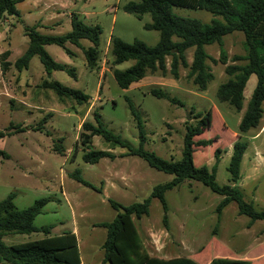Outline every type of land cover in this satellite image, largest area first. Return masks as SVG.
Returning a JSON list of instances; mask_svg holds the SVG:
<instances>
[{"label": "rangeland", "instance_id": "1", "mask_svg": "<svg viewBox=\"0 0 264 264\" xmlns=\"http://www.w3.org/2000/svg\"><path fill=\"white\" fill-rule=\"evenodd\" d=\"M129 1L79 0L64 8L58 17L47 21L52 29L40 30L52 35L67 33L71 30L72 13L87 25L101 27L98 69L87 67L81 47L67 43L73 56L55 44L45 47L57 62L74 67L76 78L65 70H54L47 75L38 56L31 58L26 69L18 70L14 66L15 60L27 48L24 27L34 25L49 15L55 16L60 12L57 5L49 7L42 4L34 9L33 0H22L16 4L19 16L4 15L0 18V131L4 132L0 137V150L8 154L7 157L0 155V200L13 193L15 206L22 209L37 199L48 198L34 219L35 226L50 225L48 236L73 231L81 260L86 264H98L104 256L102 244L107 230L98 224L111 222L124 211V207L143 202L156 185L171 181L174 175L151 167L139 156L128 155L127 147L118 144L112 147L111 142L99 135L93 136L87 147L108 150L114 156L102 158L96 163L86 162L82 158L84 147L80 136L88 134V131L81 128L82 122L96 125L95 113L98 112L105 128L119 136L128 147H140L137 123L127 101L129 98L143 122L146 136L143 149L163 159L179 161L187 122H196L197 113L210 110L211 127L194 139H212L213 142L205 147H194L193 163L196 167L205 165L211 169L217 162L216 182L230 184L228 166L232 146L257 81L256 75L252 74L244 89L240 111L217 99L219 85L228 78L226 64L234 63V55L244 54V35L235 31L223 37L226 64L219 59L218 44L205 46L211 57L206 63L213 73V79L205 90H199L187 77L188 67L180 66L179 76L174 78L169 73L171 56L166 58V74L148 72L140 81L122 89L113 76V69L124 70L134 61L113 64L110 38L119 37L125 42L139 39L149 46L157 44L160 39L157 30L144 27L151 22L149 13L139 18L123 10V5ZM42 7L46 9L44 12L39 11ZM172 11L178 16L195 18L204 23L215 17L206 10L196 8L173 6ZM172 39L179 40L177 37ZM81 42L83 47L91 45L88 40ZM186 57L190 65L193 48L186 51ZM2 62H9L7 69L4 70ZM44 79L78 89L87 94L89 100L79 103L72 97L60 98L53 89L42 86ZM154 87L165 90L183 105L153 96L150 90ZM257 132L260 133L254 137ZM241 135L247 146L240 166V179L235 185L244 201L257 211L263 210L264 161L254 165V153L258 149L259 156L264 160V102L259 125ZM216 148L220 150L218 159L215 158ZM72 173L93 187L78 182ZM222 199V195L194 179H185L165 192L166 210L157 198H152L147 215L139 219L132 216L141 252L159 258L184 256L199 264H209L215 257L247 259L243 257L256 256L258 253L252 251V246L256 237L264 233V222H251L248 216L239 213L235 201L228 203L218 214L216 209ZM111 202L118 203L120 207L114 208ZM45 236L42 231H36L9 234L2 240L11 245ZM262 263L261 260L252 262Z\"/></svg>", "mask_w": 264, "mask_h": 264}, {"label": "trees", "instance_id": "2", "mask_svg": "<svg viewBox=\"0 0 264 264\" xmlns=\"http://www.w3.org/2000/svg\"><path fill=\"white\" fill-rule=\"evenodd\" d=\"M22 0H0V18L4 15L19 16L16 7ZM186 7L203 9L212 13L215 17L204 23L195 18L181 17L173 13L172 7ZM123 10L141 18L145 13L151 16V22L146 23V29L157 30L160 39L157 44L149 46L139 39L125 42L119 37H111L109 42L110 54L113 64H119L133 60V64L124 70L113 69V76L122 89L129 88L132 84L147 76V73L160 71L162 75L167 72V56H171L169 73L174 77L179 76V67H188L187 77L193 80L198 89L203 91L213 79L206 61L211 59L205 46L218 44L219 59L221 63H227V52L223 47V37L232 32H242L244 35V54L232 57L231 64H226L225 72L228 75L226 81L217 89V99L227 102L236 110L243 108V91L249 77L256 75L257 81L247 103L245 111L240 119L239 134L233 143L232 153L228 166L230 184L220 185L216 182V164L211 169L207 166L196 167L193 163V152L196 145L208 146L212 139L196 141L195 136L209 129L212 123L210 110L197 113L196 122H187L183 137L182 157L179 161L166 160L154 152L143 149L146 136L143 122L139 112L135 109L132 101L127 98L131 114L136 120L140 147L130 148L129 145L105 128L100 122V115L95 113L96 125L83 121L81 128L88 131L82 133L81 144L84 147L82 158L89 163H96L105 157L114 155L108 150H94L87 147L95 135L111 142L112 147L120 145L128 148V155H136L143 158L151 167L174 175V178L165 183L156 185L151 195L143 202L134 203L124 207V211L118 213L113 221L101 222L107 230L106 238L102 244L104 251L103 261L108 264H199L192 258L173 257L159 258L149 256L141 252L138 233L132 216L141 218L149 213L152 198H157L166 210L165 192L172 189L185 179L200 181L213 192L222 195L223 199L217 206L218 214L231 201H235L240 214L249 217L251 222L262 220L264 222V209L255 210L253 206L243 200V195L235 185L240 178V166L246 150V142L241 140L242 135L259 125L263 115L264 102V0H131L123 5ZM220 17L221 19L217 18ZM28 38L27 48L18 57L14 66L18 70L26 69L30 60L38 56L47 75L54 70H65L73 78H76V70L72 66L57 62L45 49L46 45L55 44L62 47L67 54L73 55L67 47V43L83 49L86 65L89 69H98L100 58L101 27L99 25H87L77 14H71V30L63 35L41 33L37 25L24 27ZM179 40L174 41L172 38ZM88 40L91 45L83 47L81 41ZM193 48V57L188 64L186 51ZM238 62V63H235ZM242 62V63H241ZM9 62H2L7 69ZM42 86L53 89L58 97H72L79 103H87L89 96L78 89L62 85L56 80L44 79ZM150 93L157 97L183 105L176 97L170 96L161 88H152ZM4 132L0 131V137ZM215 141V140H214ZM88 149V150H87ZM219 148L215 150V158L218 159ZM0 155L7 157L8 154L0 150ZM78 182L93 187L76 173L71 174ZM48 198H40L26 208H17L13 202V193L0 200V264H81L78 242L73 231L63 232L59 235H50L51 226L37 227L34 224L35 217L41 212ZM114 208L120 207L118 203L111 202ZM42 231L47 236L20 243L6 245L2 238L9 234ZM249 259H232L227 257H215L209 264H252ZM264 264V262L262 263Z\"/></svg>", "mask_w": 264, "mask_h": 264}, {"label": "crops", "instance_id": "3", "mask_svg": "<svg viewBox=\"0 0 264 264\" xmlns=\"http://www.w3.org/2000/svg\"><path fill=\"white\" fill-rule=\"evenodd\" d=\"M79 0H42V2L41 3H38L37 2V0H33V5H32V7L35 9L36 7H38V6H41L42 4H46V5H49V7H51V6H53V5H57L58 6V9L60 10V12H57L56 13V15L55 16H51V15H49L48 17H46V18H41V19H39L34 25H37L38 26V30L40 31V30H44L45 28H49L48 26L49 25H47L46 23H47V21H49V20H51V19H53L52 17H58V14H60L63 10H64V8H66L67 6H69V5H71V4H76L77 2H78ZM80 1H83V2H85V0H80ZM57 9V8H56ZM55 9V10H56ZM46 9L45 8H41V9H39V11H42V12H44ZM57 11V10H56ZM45 19V20H44ZM60 21H58V23H59ZM54 23H56V21H54ZM50 29H52V28H49V30ZM82 43V42H81ZM47 46V45H46ZM45 46V47H46ZM46 49V48H45ZM71 56H73V55H71ZM46 72V71H45ZM44 73V72H43ZM250 78V77H249ZM248 81H249V79H248ZM247 81V82H248ZM247 82H246V84H247ZM256 85V84H255ZM245 87H246V85H245ZM245 89V88H244ZM253 92V91H252ZM243 96H244V91H243ZM262 129H263V127H262ZM262 129L260 130V131H262ZM260 132H257L255 135H254V137L255 136H257L258 134H259ZM233 134H235V133H233ZM237 137V136H236ZM259 150L258 149H256V151H255V163H254V165H256L257 166V164H262V162L264 161L260 156H259ZM258 155V156H257ZM254 168H255V166H254ZM240 179V178H239ZM252 251H254V252H257L258 254L256 255V256H254V257H252V256H245V257H243V258H247V259H249V260H251V261H256V260H261V262L263 261L264 262V260H262V259H264V233H262L261 235H258L257 237H256V240H255V244L252 246ZM79 255H80V253H79ZM80 259H81V257H80ZM81 264H86V263H84L82 260H81ZM91 264V263H90ZM98 264H105L104 263V261H103V258H102V260L101 261H99L98 262Z\"/></svg>", "mask_w": 264, "mask_h": 264}]
</instances>
